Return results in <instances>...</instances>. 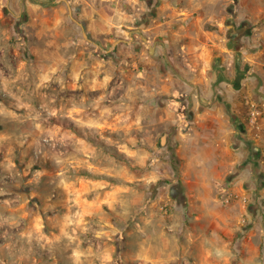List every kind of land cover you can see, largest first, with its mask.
Listing matches in <instances>:
<instances>
[{"label":"rangeland","instance_id":"1","mask_svg":"<svg viewBox=\"0 0 264 264\" xmlns=\"http://www.w3.org/2000/svg\"><path fill=\"white\" fill-rule=\"evenodd\" d=\"M243 44L264 0H1L0 264H264V217L230 184L196 217L166 147Z\"/></svg>","mask_w":264,"mask_h":264},{"label":"crops","instance_id":"2","mask_svg":"<svg viewBox=\"0 0 264 264\" xmlns=\"http://www.w3.org/2000/svg\"><path fill=\"white\" fill-rule=\"evenodd\" d=\"M240 53L242 58L236 59ZM226 58L227 65L220 64L209 79L184 91L181 102L187 114L166 141L177 156L170 169L178 170L196 217L214 218L215 204L221 202L218 188L230 184L250 195L247 208L260 220L264 217V51L243 44ZM253 103L262 111L255 122Z\"/></svg>","mask_w":264,"mask_h":264},{"label":"built area","instance_id":"3","mask_svg":"<svg viewBox=\"0 0 264 264\" xmlns=\"http://www.w3.org/2000/svg\"><path fill=\"white\" fill-rule=\"evenodd\" d=\"M262 43H260L258 46H260ZM251 118L253 120V122L256 121V119L262 114V111L260 110L259 106L256 103L251 104ZM226 201L227 202H232L233 200H238L240 202L246 203L247 205L250 204V195L249 194H241V193H237L233 190H229L228 193L226 194ZM262 203H258V207L261 208Z\"/></svg>","mask_w":264,"mask_h":264},{"label":"water","instance_id":"4","mask_svg":"<svg viewBox=\"0 0 264 264\" xmlns=\"http://www.w3.org/2000/svg\"><path fill=\"white\" fill-rule=\"evenodd\" d=\"M151 52H154V49H151Z\"/></svg>","mask_w":264,"mask_h":264}]
</instances>
